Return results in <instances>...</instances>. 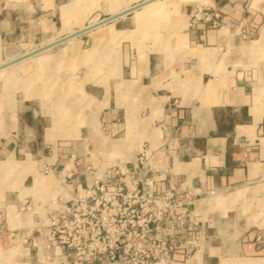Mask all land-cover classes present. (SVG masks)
Instances as JSON below:
<instances>
[{
  "label": "crops",
  "instance_id": "0c3cea01",
  "mask_svg": "<svg viewBox=\"0 0 264 264\" xmlns=\"http://www.w3.org/2000/svg\"><path fill=\"white\" fill-rule=\"evenodd\" d=\"M166 1L116 0V7L108 0H0V71L25 60L13 62L24 53L2 59L9 34L25 30L48 37L32 49L38 55L67 49L70 55L52 62L63 65L62 80L79 81L77 92L63 86L62 94H53L63 97L57 108L38 89L27 94L0 86V264H66L62 255L46 259L33 245L38 217L32 211L44 210L37 202L47 196L44 189L66 163L78 172L99 155L131 162L141 152L159 165V190L181 184L192 194L194 231L174 237V264H264V0H174L167 7L175 14L161 19L158 30L147 29L157 41L150 36L137 49L124 37L146 32L147 15L160 14ZM195 1L220 10L226 24L190 27ZM96 13L104 16L99 22L109 20L89 29L85 20ZM238 23L247 40L234 31ZM108 25L128 33L112 37L118 40L112 46L115 71L85 82L88 63L100 57L91 35ZM252 43L262 49L254 82L247 52ZM72 63L79 65L77 75ZM125 82L131 98L126 108L120 100ZM74 96L80 102L73 106ZM31 158L41 166L24 168ZM209 197L216 202L206 203ZM27 202L30 208L21 209Z\"/></svg>",
  "mask_w": 264,
  "mask_h": 264
},
{
  "label": "built area",
  "instance_id": "2783aa9c",
  "mask_svg": "<svg viewBox=\"0 0 264 264\" xmlns=\"http://www.w3.org/2000/svg\"><path fill=\"white\" fill-rule=\"evenodd\" d=\"M225 24L216 8L195 4L189 11L190 27ZM233 29L248 39L242 23ZM105 160L99 155L82 162L78 172L66 163L57 173L44 189L47 196L37 200L44 210L32 211L38 217L34 247L46 259L62 255L66 264H174V237L195 227L191 192L172 183L159 190V165L150 153L131 162Z\"/></svg>",
  "mask_w": 264,
  "mask_h": 264
},
{
  "label": "rangeland",
  "instance_id": "374dc122",
  "mask_svg": "<svg viewBox=\"0 0 264 264\" xmlns=\"http://www.w3.org/2000/svg\"><path fill=\"white\" fill-rule=\"evenodd\" d=\"M120 3H122V2L120 1ZM125 3H126V1H125ZM174 3H175L174 0L166 1L165 3H163L164 4L163 8L164 7L165 8L163 11H161L160 14H157L155 16L152 14L153 15L152 17H150V14H149V16L147 15V17H148L146 19L147 21L144 23L145 24L144 29H146V32L141 31V32H138V34H136L137 36H135V37L134 36L131 37V35H130V37L125 36L124 38L125 39L130 38V40H133V42L135 41L137 44V49H140V48L142 49L143 46L145 45V42L147 40L148 41L151 40L150 36H152L153 37L152 40H154V42H156L157 38H158L156 36L157 34H155L156 32L155 33L152 32L153 34L149 32L150 33L149 34V33H147V29L152 28L153 31L158 30V27L161 23V19L162 20L165 19L167 17V15L175 14L176 8L173 9V8H170V6L167 7V5H172ZM195 4L202 5L201 2H196V1H195ZM103 17H104L103 15L99 16L98 13H96V14L92 15L91 17L86 18L85 23L86 24L87 23L94 24V23L99 22V20L102 19ZM143 20L144 19L142 17L139 19H135L137 25H142ZM79 21H80L79 24L83 25L82 24V21H83L82 16L79 18ZM99 26H101V24L97 25L95 28H97ZM106 27L107 28H104L103 30H100L99 32H95L93 35H91V36H93L96 43L99 42L97 45V47H99V48H98V50L95 49L94 54H96V51H98L100 54L99 55L100 57L98 59H96V61L99 60V63H93V64L88 63L86 72H87V77H89V78H87L85 80V82L86 81L94 82L96 80H90V77H93V76H104V77H106V75L108 73L115 71L116 65L113 64V59H112L113 47L112 46L118 40L112 39V37H123L125 34H128V33L127 32L119 33V32H115L112 30L109 31L108 30L109 25ZM140 28H142V27H140ZM23 32L12 34V35L9 34V37L7 38L8 44L5 45L3 48V58L2 59H8V58L16 56V55L20 56L24 53L22 56H25V58H24L25 60H23V62H21V61L20 62H21V64L24 62L25 63L23 65L18 64L16 71H11L9 73V75L5 71L0 72V86L5 90H12V89L15 90L17 88L25 89L27 94H32L30 91L33 90V88L35 90L38 89V90L42 91V93H44V95H45L44 98L51 100V102L55 100V103L50 102L49 106L53 107V108H57L58 103H59L58 99H61L63 97L53 98L54 97L53 94H55L59 90H60L59 91L60 94H62L61 89L63 86H64V88H66L65 91L70 89V90H75V92H77L79 90V81L76 80L73 76L67 80H62V78H60V76H61L60 74H63L65 70H64L63 65L53 64V62H52L53 58L52 57L55 56V53L53 51H46V52H43L39 55H38V52L35 53L36 55L33 53V51H35V50H32V49L38 47L39 44L43 45V43L44 44L48 43V42H46L47 41L46 39L48 37H40L39 36L38 38H35L31 34L25 32V30ZM30 50H32V51H30ZM28 51H30V52H28ZM61 52H63V53H57V55L55 57H64L65 55L69 54L67 49L62 50ZM247 52H248L250 60H251L250 66H248V68L251 69L249 71H252V74L249 76L253 79V82H254L256 79L255 69H256V65H257V60H258L259 56L262 55V49L258 48L255 43H252L250 48L247 49ZM71 56H73V54H71ZM95 57H96V55H95ZM17 58H20V57H17ZM17 58H14V59H17ZM33 58L36 59L35 63L30 62V60ZM13 60H10V61H13ZM3 61H6V60H3ZM96 61L94 59V62H96ZM15 65H16V63H15ZM78 68H79V65L75 66L74 63H72V67L69 68L72 75H74L76 73V71H78ZM77 74L78 73H76V75ZM101 82L104 86H107V84H108V81L106 79L104 81L102 80ZM121 87H124L126 90L124 93H121V96H120V100L122 102V105H124L126 108L128 103H130V100H131V98L128 95V90H127L128 88H130V85L127 82H125V84H123ZM254 88H258V86L255 85ZM28 92H30V93H28ZM257 98L258 97L255 96V99H257ZM56 100H57V103H56ZM72 102H73V106H74V104L77 105L80 102V98H78V97L76 98V96H74L72 98ZM62 116L64 117L65 114L63 113ZM128 123L130 124V122H128ZM128 126L130 127L131 125H128ZM49 132H51V131L49 130ZM105 146L111 147V145H105ZM129 160H128V158H122V157L119 159L117 158L114 161L111 159H109V160L106 159L105 164L110 165L112 163L119 162V161L123 163V162H127ZM39 165L41 166V162H39L38 160H35L34 158L33 159L31 158V159L24 162V168H33V167H36ZM205 202L206 203L210 202L213 204V202H216V201L214 199L211 200V198L209 197L205 200ZM126 213L124 214V216H125V218H128ZM192 263L196 264L195 259ZM210 264H213V263L210 262ZM216 264H218V263L216 262ZM221 264H224V260H221Z\"/></svg>",
  "mask_w": 264,
  "mask_h": 264
},
{
  "label": "bare ground",
  "instance_id": "6f19581e",
  "mask_svg": "<svg viewBox=\"0 0 264 264\" xmlns=\"http://www.w3.org/2000/svg\"><path fill=\"white\" fill-rule=\"evenodd\" d=\"M108 1L112 2L113 5L116 6V7H118V5H119V4H117L116 0H108ZM127 6H128V5H127ZM127 6H125V7H127ZM125 7H124V8H125ZM115 11H118V10H115ZM115 13H116V12H115ZM100 27H102V26H100ZM99 29H100V28H99ZM101 30H103V29H101ZM13 57H14V56H13ZM13 57H10V58L13 59ZM16 57H17V56H16ZM11 59H10V60H11ZM34 60H36V59H34ZM21 62H23V61H21ZM21 62L17 63L16 65H13V66L7 67V68L1 70L0 72L5 71V72H7V74L9 75V73H10L11 71H16L17 65H18V64H21ZM37 62H38V61H37ZM249 264H257V263H253V262L250 263V262H249Z\"/></svg>",
  "mask_w": 264,
  "mask_h": 264
},
{
  "label": "water",
  "instance_id": "95a60500",
  "mask_svg": "<svg viewBox=\"0 0 264 264\" xmlns=\"http://www.w3.org/2000/svg\"><path fill=\"white\" fill-rule=\"evenodd\" d=\"M139 6H135V7H133V8H131L130 10H126L125 12H123L124 14L125 13H128V12H130V11H132V10H135L136 8H138ZM109 19H106V20H102V21H100V22H97V23H94V24H92L90 27H89V29H91V28H94V27H96L97 25H99V24H103V23H105V22H107ZM40 50H35V51H33V53L35 54L36 52H39ZM25 58V56H22V57H20V58H18L17 60H14L13 62H16V61H19V60H22V59H24ZM13 62H9L8 64H11V63H13Z\"/></svg>",
  "mask_w": 264,
  "mask_h": 264
}]
</instances>
